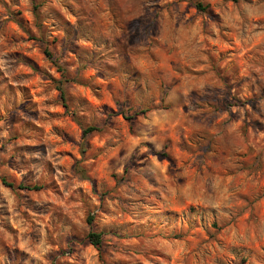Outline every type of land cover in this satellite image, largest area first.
Masks as SVG:
<instances>
[{
  "label": "clouds",
  "instance_id": "9594fccd",
  "mask_svg": "<svg viewBox=\"0 0 264 264\" xmlns=\"http://www.w3.org/2000/svg\"><path fill=\"white\" fill-rule=\"evenodd\" d=\"M196 2L24 0L38 72L0 27V264H264V0Z\"/></svg>",
  "mask_w": 264,
  "mask_h": 264
},
{
  "label": "rangeland",
  "instance_id": "374dc122",
  "mask_svg": "<svg viewBox=\"0 0 264 264\" xmlns=\"http://www.w3.org/2000/svg\"><path fill=\"white\" fill-rule=\"evenodd\" d=\"M235 2L236 1L233 0V3ZM193 7L196 13H205L208 14L209 16H215L217 19H219V13L214 9L210 0H208V2H204V0H197V2L194 5L190 3L185 8V12H187L189 8H193ZM53 11L60 18L62 24L67 26L65 29V36L71 38L73 36L72 26L74 23H79V21H75L74 19H69V17L75 16L76 9L73 7L72 4L68 3V4H63L61 7L54 8ZM33 12H35V8H33ZM32 23H33V16L25 11L24 0H21L19 6L9 13L8 20H0V27L6 26L11 32H13L15 34L13 37V43L19 44L24 48V51L10 52L9 56L16 59H21L25 67L30 68L32 72H38L39 70H42V62L44 60L50 59L51 57V51L49 50V47L51 45L56 44L57 41H44L42 47H37L33 51L30 45L32 41L36 40V35L34 32L31 31V29H26L25 27L26 25ZM72 55L76 56V53L73 51ZM76 59L79 60L80 58L76 57ZM32 87L35 89L36 85H33ZM38 91L39 90L37 89L36 99L33 100V103H36L39 100ZM45 103H47V101H45ZM62 114H63V109H61V111L58 112L55 110L53 111V115L59 116ZM54 131H57V134H59V132L61 131H64V125L62 121H57ZM64 136H65V147L60 151L63 152L65 157L70 162L72 159V150H71L72 138L71 136L68 135L67 132H64ZM7 187L11 188L10 186ZM36 191H39V189ZM213 226L215 227V225ZM5 231H7L9 235H12V233L17 232L18 229L12 227L11 224H9V226L5 228ZM20 231H22V229ZM13 239H15V237H13ZM23 243L24 241L22 239L17 240L18 245H23ZM0 245H3L6 251L10 250L19 253L20 255L23 256L29 255L28 252L24 251V248L22 246H18L10 249L9 243L3 237V234H0ZM96 251L97 254L99 255L97 249ZM178 255L179 252H177V256ZM160 256L162 259L163 254H160ZM169 259H172V257H169ZM41 264H43V262H41ZM155 264H160V261L157 260Z\"/></svg>",
  "mask_w": 264,
  "mask_h": 264
},
{
  "label": "trees",
  "instance_id": "16d2710c",
  "mask_svg": "<svg viewBox=\"0 0 264 264\" xmlns=\"http://www.w3.org/2000/svg\"><path fill=\"white\" fill-rule=\"evenodd\" d=\"M236 1V0H235ZM7 186H10V187H12L11 185H7ZM35 190H38V189H35ZM91 239H93L94 241H96L97 243H99V236H97V235H92L91 236ZM95 247V246H94ZM98 250V249H97Z\"/></svg>",
  "mask_w": 264,
  "mask_h": 264
}]
</instances>
